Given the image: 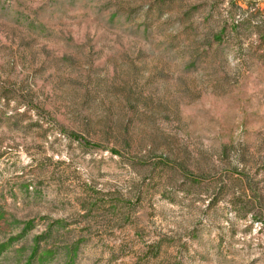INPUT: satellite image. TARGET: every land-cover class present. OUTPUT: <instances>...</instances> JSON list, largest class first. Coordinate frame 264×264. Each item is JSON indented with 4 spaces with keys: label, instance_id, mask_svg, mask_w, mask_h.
Listing matches in <instances>:
<instances>
[{
    "label": "rangeland",
    "instance_id": "obj_1",
    "mask_svg": "<svg viewBox=\"0 0 264 264\" xmlns=\"http://www.w3.org/2000/svg\"><path fill=\"white\" fill-rule=\"evenodd\" d=\"M0 264H264V0H0Z\"/></svg>",
    "mask_w": 264,
    "mask_h": 264
}]
</instances>
